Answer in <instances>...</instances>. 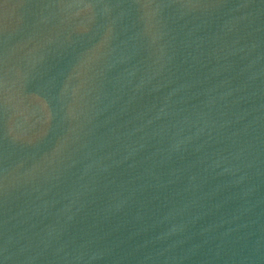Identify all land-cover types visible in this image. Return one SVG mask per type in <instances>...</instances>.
<instances>
[{
	"label": "water",
	"instance_id": "1",
	"mask_svg": "<svg viewBox=\"0 0 264 264\" xmlns=\"http://www.w3.org/2000/svg\"><path fill=\"white\" fill-rule=\"evenodd\" d=\"M0 264H264V0H0Z\"/></svg>",
	"mask_w": 264,
	"mask_h": 264
}]
</instances>
